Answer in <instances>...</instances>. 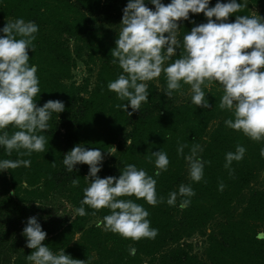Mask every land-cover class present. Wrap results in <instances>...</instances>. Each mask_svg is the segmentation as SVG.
I'll list each match as a JSON object with an SVG mask.
<instances>
[{
  "label": "trees",
  "instance_id": "16d2710c",
  "mask_svg": "<svg viewBox=\"0 0 264 264\" xmlns=\"http://www.w3.org/2000/svg\"><path fill=\"white\" fill-rule=\"evenodd\" d=\"M127 2L0 0V28L11 18L32 20L38 25L33 41L35 48L28 50L29 64L37 65L40 88L34 98L37 106L49 99L65 103L64 111L54 112L48 121L49 128L41 133L47 140L43 152L19 156L13 150L9 155L0 147V159L31 161L30 166L3 171L1 185L7 196L0 195V206L4 204L0 213V264L31 263L26 256L33 250L27 247L26 237L22 235L29 215H35L42 226L48 227L42 243L54 253L64 249L66 254L84 260L85 264H145L146 259L151 264H264V239H257L259 228L264 226V157L260 154L264 138L253 140L242 131L225 125L224 121L231 118L232 113L219 108L223 94L220 83L213 80L206 82V87L202 86L210 104L205 109L192 103L191 92L186 99H177L179 92L191 87L183 82L181 88L173 90L168 97L164 93L166 76L162 72L159 85L147 83L149 99L142 102L140 110L129 116L116 107L128 103L119 100L107 87L108 82L123 71L118 62L113 63L111 50L116 46ZM162 2L167 4L170 0ZM215 3L216 0H210L209 6ZM146 5L155 8L148 0ZM252 6L259 7V15L264 17V0H247V6L230 15L227 21L234 22L236 15H253ZM205 22L207 17L203 13L191 12L188 20L178 21L177 38L181 45L165 64L181 55L183 35ZM83 55L89 64L98 68L96 81L90 89L88 79L82 83L72 80L77 59ZM127 110L132 111L130 105ZM5 130L11 134L17 129L9 125ZM77 143L100 148L103 156L115 148L113 161L103 163L98 173L102 178L118 177L129 163L154 176V158L147 157L151 151L160 149L167 153V170L154 176L157 198L163 197L162 202L152 205L134 195L122 197L136 200L149 212L147 219L151 227L158 230L154 238L132 240L97 224L86 227L89 217L98 215L102 222L103 216L110 212L107 208L93 209L88 205H84L85 215L76 214L69 223L51 224L50 209L37 205L34 198L43 197L40 202L46 204L59 192L73 207L80 206L83 189L89 183L85 179L89 165L77 164L73 172H68L62 162L64 154ZM181 144L186 147L183 154H178ZM197 144L202 148L198 156L206 161L199 182L192 181L185 172L188 166L184 159ZM237 144L245 147L244 156L233 160L226 168L225 154L234 152ZM73 178L78 179V185L72 184ZM181 183L190 184L195 193L189 198V205L183 208L179 206L180 197L176 205L167 203L169 193L178 190ZM205 230H209L208 246L204 254L206 259L201 260L178 242L185 235L196 231L205 233ZM76 233L80 236L75 241ZM175 243L177 246L172 247ZM131 247L136 250L134 255L129 253Z\"/></svg>",
  "mask_w": 264,
  "mask_h": 264
},
{
  "label": "clouds",
  "instance_id": "9594fccd",
  "mask_svg": "<svg viewBox=\"0 0 264 264\" xmlns=\"http://www.w3.org/2000/svg\"><path fill=\"white\" fill-rule=\"evenodd\" d=\"M148 2L155 6L154 10L146 5V0H128L123 9L122 27L116 46L111 50L113 63L118 62L123 71L109 81L107 87L119 100L128 103L116 107L129 116L140 110L142 102L149 99L146 81L163 72L166 76L164 93L168 97L173 90H179L183 82L191 86L192 103L206 109L210 104L202 86L215 80L223 88L219 108L232 113V117L224 121L225 125L242 131L253 140L264 138V17L236 15L234 22H228L230 15L247 6V0H216L211 7L210 0ZM190 12L203 13L207 22L187 31L183 35L181 55L165 64L181 45L177 38L178 21L188 20ZM37 32L38 25L24 18L7 20L0 28L3 33L0 35V147L9 155L13 150L19 156L43 152L47 140L41 133L49 128L52 114L65 109V103L59 99H49L42 106H37L34 99L40 93L39 78L37 65L29 64L28 50H34ZM129 105L132 111L127 110ZM9 125L17 130L9 134L5 130ZM184 147L186 145H179L177 153L183 154ZM198 151H202L201 146L193 145L190 154L184 156L189 177L196 182L203 178L206 163L198 156ZM245 151L244 146L237 144L234 152L225 154L224 166L229 168L233 160L242 159ZM260 154L264 157V147ZM147 158H154L155 177L167 170L169 158L162 149L151 151ZM103 159L100 148H88L83 143H77L64 154L62 162L68 172H73L77 164L89 165V173L85 176L89 183L83 189V199L74 214L85 215L84 205L93 209L107 208L110 212L102 221L105 230L132 240L154 238L158 230L151 227L147 219L149 212L136 200L122 197L134 195L152 205L162 202L163 197L157 198L156 179L132 163L125 165L118 177L102 178L98 173ZM30 163L28 159H0V172L21 165L27 167ZM78 183V179L73 178L72 184ZM219 187L222 190L223 183ZM194 194L190 184L181 183L178 190L169 193L167 203L176 205L180 197L179 206L183 208L189 205V198ZM56 214L63 216L65 213L61 208ZM22 235L26 237L27 247L33 250L26 256L31 264H85L84 260L66 254L64 249L54 253L42 243L47 233L35 215L27 218ZM257 239H264V232H258ZM135 251L134 247L129 249L130 254L134 255Z\"/></svg>",
  "mask_w": 264,
  "mask_h": 264
},
{
  "label": "rangeland",
  "instance_id": "374dc122",
  "mask_svg": "<svg viewBox=\"0 0 264 264\" xmlns=\"http://www.w3.org/2000/svg\"><path fill=\"white\" fill-rule=\"evenodd\" d=\"M251 9H252L253 15L259 16V13H260L259 7L252 6ZM7 20H14V19L11 18V19H7ZM70 44L73 45L72 43H70ZM83 58H85V59H83ZM86 58H87L86 55H83L81 58L77 59V64H76L75 68L73 69L72 80L74 79V81H76L77 83H82L88 79V81H89L88 87L90 89L93 87V85L96 81V75H97L98 68L95 65L89 64L86 61ZM161 75H162V72H161L159 77L153 78L150 81H146V83L154 82L157 85H159ZM179 93L180 94L177 95V99L179 101H181V100L189 97L190 89L187 91L179 92ZM213 124H214V122L212 123V125ZM109 151L112 153L107 152L103 156L104 159L102 161V164L105 162L113 161L116 150H115V148H112ZM185 170H187L185 172H188V167H186ZM3 178H4V172L2 171V172H0V195L6 198L7 195H6V193H4L3 186L1 185V183L3 182ZM23 186L26 187V184H23ZM11 192H12V190H10V193ZM23 197H25V196L23 195ZM42 198L35 197L34 200H36V202H38L40 204V206H43L47 209H50L49 214L51 216V224L53 223V225H55L56 223H60V222L69 223L75 217V215H76V214H74L75 207H73V205L68 200H66V197H62V194H60L59 192L55 193L54 197H50L49 201L46 204L44 202H40V200ZM27 199H32V197L27 196ZM6 203H7V201L5 202V204ZM3 205L4 204L1 203L0 213L2 212ZM61 208L64 210V213H65L63 216H59L56 214L57 210H59ZM30 216L31 215H29V217ZM98 222H100V226L103 227L102 226L103 223L101 222V219L99 218L98 215L91 216L86 220V227H90L93 224L96 225V224H98ZM25 224L26 223H24V225ZM51 224H48V226H51L49 228L52 229ZM210 224H211V222L208 225H210ZM42 228L45 231L48 230V227L46 225L42 226ZM205 231H206L205 233L200 232V231H196L190 235H185L184 237L181 238V240L178 243H180V245L184 249L190 251L194 255H197L199 257V259H201V260L206 259V256L204 254H205V250L208 246V238H209L208 231L209 230H205ZM259 232H264V226L259 228ZM79 236H80V234L76 233L74 240L76 241L79 238ZM175 246H177V243H175L172 247H175ZM145 264H151V263L146 259Z\"/></svg>",
  "mask_w": 264,
  "mask_h": 264
}]
</instances>
